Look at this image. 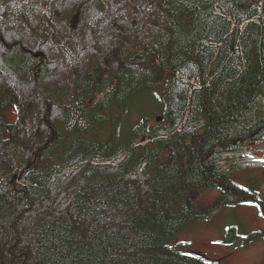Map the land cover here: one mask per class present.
<instances>
[{"label": "trees", "instance_id": "16d2710c", "mask_svg": "<svg viewBox=\"0 0 264 264\" xmlns=\"http://www.w3.org/2000/svg\"><path fill=\"white\" fill-rule=\"evenodd\" d=\"M73 1L78 28L54 0H0V264H211L179 233L228 198L264 211L218 160L264 137V0ZM145 91L160 115L124 137Z\"/></svg>", "mask_w": 264, "mask_h": 264}, {"label": "rangeland", "instance_id": "374dc122", "mask_svg": "<svg viewBox=\"0 0 264 264\" xmlns=\"http://www.w3.org/2000/svg\"><path fill=\"white\" fill-rule=\"evenodd\" d=\"M54 3L59 5L60 17L71 14L69 22L71 26L78 28L80 13L77 10V3L73 0H54ZM72 8L73 12L69 13ZM1 32L6 43L21 46L34 58L43 56L49 67L50 77L62 79L60 77L62 70L56 65L60 59L57 57L52 59L53 54L48 52L49 50L38 44L31 46L25 34L15 32L10 25L3 26ZM127 108L123 124H121V133L125 132L124 137L128 136L134 123L145 118H148V123L154 126L155 117L160 115L157 112L162 109V106L154 93L145 91L131 99ZM22 115L17 122L18 126L26 119V122H29L24 109ZM34 127L36 129L37 125L35 124ZM17 133L15 129L11 136L15 142H17ZM218 160L223 169L227 171L233 169V183L248 189L245 191L252 192L253 197L256 196L255 192H258L257 195L260 197L264 196V137L230 153L222 154ZM229 190V195H233L234 190ZM218 197V191H209L205 194L204 204H212ZM247 198L241 197L238 202L235 198L225 199L226 205L220 204L201 220L185 227L176 241L189 243L190 251L211 264H264V211ZM202 204L199 202V205ZM57 207L59 208L58 205ZM25 210L21 209L22 218L27 212ZM233 229L235 235H230L231 233L228 232Z\"/></svg>", "mask_w": 264, "mask_h": 264}, {"label": "flooded vegetation", "instance_id": "af4514ba", "mask_svg": "<svg viewBox=\"0 0 264 264\" xmlns=\"http://www.w3.org/2000/svg\"><path fill=\"white\" fill-rule=\"evenodd\" d=\"M235 184V183H234ZM236 185V184H235Z\"/></svg>", "mask_w": 264, "mask_h": 264}]
</instances>
